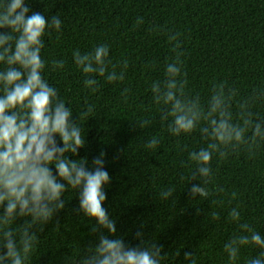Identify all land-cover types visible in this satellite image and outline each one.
Returning <instances> with one entry per match:
<instances>
[{"label":"clouds","instance_id":"9594fccd","mask_svg":"<svg viewBox=\"0 0 264 264\" xmlns=\"http://www.w3.org/2000/svg\"><path fill=\"white\" fill-rule=\"evenodd\" d=\"M143 22L138 16L135 25ZM62 24L59 15L30 11L27 0H0V264H31L40 233L65 208V193L77 195L75 210L88 218L95 234V241L78 255V264H162V245L145 240L142 231L135 233L140 241L135 246L117 235L116 221L104 206L111 180L106 153L101 150L90 164L87 157L75 158L86 143L81 125L95 116L96 106L86 99L74 121L72 105L47 78L48 72L67 68L66 58L42 55L44 37L55 32L59 38ZM150 31L166 37L170 55L160 65V77L146 89L150 103L131 120L147 130L154 120L144 113L154 109L161 127L177 139L178 182L190 185L189 198L226 208V221L236 230L223 242L222 264H239L245 246L260 251L244 264H264V234L242 216L246 181L244 187L218 183L221 167L239 158L251 165L250 175L264 181V80L247 92L222 80L213 81L205 96L194 93L184 71L181 33L159 25ZM110 47L97 43L86 51L71 49L72 65L89 94L99 91L100 78L117 85L126 79L129 60L122 56L113 61ZM119 97L127 103L134 93L125 86ZM193 133L199 134L197 146L180 142ZM162 145L158 134L146 133L140 147L155 154ZM176 190L175 183L161 187L159 199H175ZM206 215L220 219L215 209ZM18 218L24 222L17 224ZM184 259L196 264L192 252L185 251Z\"/></svg>","mask_w":264,"mask_h":264},{"label":"trees","instance_id":"16d2710c","mask_svg":"<svg viewBox=\"0 0 264 264\" xmlns=\"http://www.w3.org/2000/svg\"><path fill=\"white\" fill-rule=\"evenodd\" d=\"M30 11L46 16L59 15L63 24L57 37L45 36L46 58L64 57L63 72H48L49 82L73 107V120H78L81 106L87 99L96 106L95 116L81 126L86 143L78 156L87 157L89 164L101 150L106 153L105 167L110 184L105 186L104 206L116 221L117 235L125 243H140L137 230L144 239L162 245V264H189L184 252L194 253L196 264H222L223 242L236 230L226 221V208L211 200L192 201L190 185L178 182L179 156L177 139L161 127L153 109L154 124L147 130L135 126L131 119L140 115L142 105L151 101L149 83L161 75L160 65L170 55L169 43L162 34L150 29L159 25L181 33L185 53L184 71L189 88L205 96L213 81L226 80L242 92L264 80V0H27ZM143 17V24L135 20ZM7 31V29H4ZM97 43L110 44V58H128L129 68L121 84H107L100 78L97 93L83 88V76L74 68L71 49L89 50ZM130 87L134 97L125 103L120 97L123 87ZM264 113V110H262ZM157 117V119H156ZM147 134H158L163 148L154 154L144 152L140 144ZM181 143L195 147L198 133L180 138ZM73 158V157H70ZM54 171V168H53ZM251 165L243 158L234 159L220 169L219 184L239 185L244 196L243 219L264 234V181L251 174ZM170 183L177 184L175 199L161 201L158 190ZM75 193H65V208L40 233V242L31 264H78V255L95 241L87 217L75 209ZM215 209L220 219L206 215ZM22 218L16 223L22 224ZM94 223V221H92ZM258 247L245 246L239 264L257 255ZM179 253V255H177ZM73 260L71 258L76 257ZM69 260V261H68Z\"/></svg>","mask_w":264,"mask_h":264}]
</instances>
